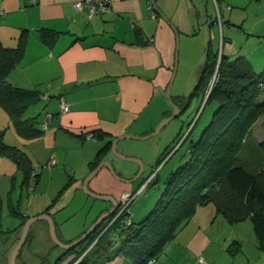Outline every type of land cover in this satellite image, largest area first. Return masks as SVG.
<instances>
[{
    "label": "crops",
    "instance_id": "obj_1",
    "mask_svg": "<svg viewBox=\"0 0 264 264\" xmlns=\"http://www.w3.org/2000/svg\"><path fill=\"white\" fill-rule=\"evenodd\" d=\"M35 1L0 0L3 46L14 48L22 30L28 35L23 55L7 81L41 93L40 101L23 117H37L43 130L42 136L33 140L15 134L17 139L11 136L7 141L4 134V143L26 153L32 173L38 176L26 189L21 185L22 173L0 155V264H9L23 227V219L12 216L11 208L18 209L25 221L50 215L58 239L66 244L79 239L111 209L109 202L85 194L83 181L107 140L138 135L129 129L140 121L147 120L149 125L156 121L155 105L162 104L174 67L173 27L187 51L196 46L192 42L210 18L209 10L217 13L223 34L229 28L223 21H232V12L226 18L220 10V0H155V8L151 0H110L107 12L91 17L87 9L74 8L79 0ZM149 4L153 14L148 12ZM40 29L55 31L58 36L52 44H46L39 38ZM221 40L223 43L220 35ZM62 104L67 106L66 112ZM183 105L181 109L189 103ZM4 127L8 129L9 125ZM139 131L147 133L146 128ZM86 133L93 138H87ZM103 133L107 135L99 138ZM117 146L123 154L124 145L119 142ZM115 158L109 151L101 161L109 162L118 176L129 181L124 175L135 169L124 167ZM51 159L54 166H48ZM17 174L22 176L19 185ZM133 188L132 182L117 180L104 167L88 184L90 191L113 196L117 201L122 193H133ZM23 189L34 192L26 202ZM219 217L212 205L198 207L155 264H200L199 257L206 264H264V250L258 249L251 224L231 226ZM9 220L15 225L6 226ZM26 239L15 264H43L46 255L53 254L57 260L63 253L64 249L52 242L47 221L32 223ZM235 242L240 250L231 256L227 249ZM73 258L69 255L65 260L72 262Z\"/></svg>",
    "mask_w": 264,
    "mask_h": 264
},
{
    "label": "trees",
    "instance_id": "obj_2",
    "mask_svg": "<svg viewBox=\"0 0 264 264\" xmlns=\"http://www.w3.org/2000/svg\"><path fill=\"white\" fill-rule=\"evenodd\" d=\"M38 34L46 44H52L58 36L57 32L48 29H40ZM27 36V31L22 30L14 48L5 47L0 41V108L8 117L9 128L17 136L33 140L41 137L43 130L39 128L37 117L25 118L23 115L30 106L40 101L41 93L36 89L19 88L7 81L9 73L23 55ZM206 51L197 84L189 99L199 97L202 104L207 96L204 105L213 103L216 109L199 138L189 141L183 154L186 161L168 175L152 211L137 224L129 220L128 211L114 220L115 213L106 220V224L105 221L101 224L100 227H106L114 220L101 236V231L97 229L78 246L63 250L54 264H61L69 255L74 258L67 264L77 259H80L77 264H91L97 257L103 259L100 264H147L150 260L155 261L191 220L197 208L206 205H212L216 215L231 225L250 220L258 249L264 250V165L246 163L240 157L250 129L264 117V71L255 72L251 62L244 57L230 60L210 49ZM214 75L215 82L207 95ZM171 99L180 106L178 103L185 98L175 97L178 102L173 97ZM5 130H0V155L10 159L22 173L21 185L27 189L30 180L36 182L38 175L31 177L33 170L26 153L4 143ZM106 135L103 133L99 138ZM180 140L178 138L161 154L157 166L176 147L172 155L179 151L187 137L179 144ZM111 142L107 140L99 149L93 169L110 151ZM259 146L264 153V143ZM155 181L151 179L147 185ZM10 212L12 216L23 219L21 225H24L25 218L18 209L11 208ZM125 220L130 221L127 227L124 226ZM111 229L125 234L119 248L113 249L108 238ZM239 250L236 242L227 249L231 256Z\"/></svg>",
    "mask_w": 264,
    "mask_h": 264
},
{
    "label": "rangeland",
    "instance_id": "obj_3",
    "mask_svg": "<svg viewBox=\"0 0 264 264\" xmlns=\"http://www.w3.org/2000/svg\"><path fill=\"white\" fill-rule=\"evenodd\" d=\"M207 1L210 2L211 0ZM220 3V10L223 11L224 15H226V18H229V14L232 12V21H229L228 19L223 21V25L229 27L225 28L224 34L221 31L222 29L219 30L220 19H218L217 13L213 11L211 12L209 10L208 12L210 18L206 21L205 26L202 28V32L195 36L197 40L195 39L194 42H192L196 43V46L185 51L182 44L180 43L179 37L176 73L170 89V96L171 98H174L175 102H178L175 97L178 95H183L185 96L184 101L178 104L182 105L183 107V104L188 102L189 105L184 107L177 117L169 120L164 126H162V128L156 134L144 139V136L153 133L157 125L163 119L171 116L174 112L166 96L164 95L162 104L159 102L157 105H155L157 106L155 108L156 115H154V120L156 121H154L152 125H149L147 120L140 121L138 126H132L129 129V132L138 134L133 135V137H137V139H124L119 141L124 145V153H121V155L127 158L138 159L142 164L139 177L132 182L134 187L132 192L136 194L139 188H144L138 195H136L135 199L128 206L129 219L134 224L142 221L152 211L156 202L161 196V193L164 189V182L168 175L174 171L178 165H182L186 161L183 158V154L189 141H195L199 138L204 128L210 122L211 116L216 109V105L213 103H209L206 106L204 105V102L200 104L199 97H193L191 100L189 99L190 94L193 92L194 87L197 84L198 76L204 64L207 52L206 50L210 49L213 53H218V56L223 54L230 60H233L237 57H244L251 62L255 72L258 73L264 71V0H220ZM227 20L229 23H227ZM211 22H213V24L210 25ZM212 33H215L214 37L212 36ZM220 35L222 38L224 37L223 43L222 40L220 41ZM207 42L209 43L207 44ZM175 105L181 109V106H178L177 104ZM159 107L163 108L158 110ZM166 109L169 113H167L166 117L161 118L162 112H164ZM24 116H26V114ZM8 123V117L0 108V130L6 128L2 127L4 124L9 125ZM142 127L146 128V135L140 133L141 131L139 130H142ZM149 127L153 128L150 129ZM192 127V133L188 135ZM11 136L17 139L11 128L6 129L5 139L9 141L8 139ZM186 137L187 140L183 143L179 151L169 158L172 152L177 148L176 147L171 152V154H169L167 158H165V160L157 166V162L161 157V154L168 147H171L178 138L181 139L179 142L180 144ZM260 143H264V117H261L252 126L248 135L246 136V139L243 143L244 148L240 154L241 159H244L246 163L257 162L264 165V153H262V150L259 146ZM118 146L121 147V144ZM118 146H116V149L118 152H120ZM115 159L122 165H126L124 167H133L135 169L134 171H127V173L124 175L125 177H129L131 180L137 176L139 173V165L137 163L123 161L118 158ZM17 175L19 185L22 176L19 174ZM151 179L156 181L152 182L151 185H147ZM33 193L34 192L29 193L27 190L23 189V202H26L27 197L31 196ZM219 219L222 218L219 217ZM39 222L44 223L46 221L37 220L33 224ZM244 222L250 223V220H245ZM10 223L15 222H11L9 220L6 223V226L10 227L11 225H15ZM106 223L107 221H105V224ZM104 230L105 227L102 226L101 232H104ZM124 237L125 234L120 233L118 229H111L108 233V238L112 242L113 249L119 248L121 240ZM45 257L47 258H45L43 264H54L56 260L55 255L53 256V254H50L46 255ZM102 261L103 259L101 257H97L95 262L91 264H100Z\"/></svg>",
    "mask_w": 264,
    "mask_h": 264
},
{
    "label": "water",
    "instance_id": "obj_4",
    "mask_svg": "<svg viewBox=\"0 0 264 264\" xmlns=\"http://www.w3.org/2000/svg\"><path fill=\"white\" fill-rule=\"evenodd\" d=\"M151 3L152 5L154 6L155 8V0H151ZM157 13L163 18L165 19V17L159 12L157 11ZM173 30L175 32V35H176V48H175V58H174V67H173V71H172V76H171V79L168 83V86L166 88V91H165V96L168 100V102L170 103L172 109H173V114L171 116H168L167 118L163 119L156 127L155 131L153 133H151L150 135H147V136H144L143 138L146 139V138H149L151 135H154L156 134L161 128L162 126H164L169 120L177 117L179 115V113H181V110L173 103L172 99H171V96H170V89H171V86H172V83H173V80H174V77H175V73H176V60H177V50H178V47H179V37H178V34H177V31L175 30V28L173 27ZM207 99V97L205 98V100ZM205 103V101H204ZM141 138V137H140ZM124 139H137V137H133V136H127V135H122L120 137H116L115 139L112 140L111 142V146H110V153L115 156L116 158L120 159V160H123V161H128V162H133V163H137L139 165V173L137 174V176H135L134 179H131V180H123L120 176H118L112 166L110 165L109 162L107 161H101L99 162V164L87 175V177L84 179L83 181V185H82V189H83V192L85 194H87L88 196L94 198V199H98V200H101V201H106V202H109L111 204V209L101 215L98 220L77 240L71 242V243H63L61 242L57 235H56V232H55V224L53 222V219L50 215L48 214H42V215H38L36 217H32V218H29L23 225V229H22V234H21V237L20 239L18 240L15 248L13 249L12 251V254L10 256V259H9V264H15V261H16V257L22 247V245L24 244V241L27 237V233H28V230H29V227L32 223H34L35 221L37 220H45L47 221L48 223V226H49V235H50V238L52 240V242L57 245L59 248L61 249H64V250H69V249H72L76 246H78L79 244H81L82 242H84L86 240V238L92 234L98 227H100V225L106 221L109 217L113 216L117 209H118V201L113 197V196H110V195H100V194H96L92 191H90L88 189V184L89 182L94 178L96 177V175L98 174V172L104 167L106 169L109 170V172L111 173V175H113L117 180H121V181H126V182H133L136 178L139 177L140 173H141V161H139L138 159H135V158H127L123 155H121L117 149H116V146H117V143L120 141V140H124ZM103 234V232H101L100 236ZM99 236V237H100Z\"/></svg>",
    "mask_w": 264,
    "mask_h": 264
},
{
    "label": "built area",
    "instance_id": "obj_5",
    "mask_svg": "<svg viewBox=\"0 0 264 264\" xmlns=\"http://www.w3.org/2000/svg\"><path fill=\"white\" fill-rule=\"evenodd\" d=\"M35 2H36L35 0H32V4H34ZM73 6H74V8L76 10H79V11H81L83 9H87L88 13H89V17H91L93 15H99V14H102L104 12H107L109 10L110 0H79V1L75 2L73 4ZM148 12H149V14H153L152 5H150V4L148 6ZM214 82H215V75L213 76V78L209 82V85H208V88H207V94L211 90ZM67 109H68L67 106L62 104V111L66 112ZM86 137L87 138H93L92 134H90V133L89 134L87 133ZM54 165H55V161L53 159H51L48 162V166H54ZM32 176H34V172L31 174V177ZM143 188L141 187L136 192V194L135 193H130V192H124V193H122L120 195V208L118 209V212L116 214V218H118L120 215H122L123 213L128 211L129 204L135 199L136 195H138L140 193V191H142ZM128 225H130V221L129 220H125L124 221V226L127 227ZM79 260L80 259H77L72 264H77L79 262ZM69 261H70V259L64 260L61 264H67ZM198 262L200 264H206V262L203 260L202 257L198 258ZM147 264H155V261L154 260H150V261L147 262Z\"/></svg>",
    "mask_w": 264,
    "mask_h": 264
},
{
    "label": "flooded vegetation",
    "instance_id": "obj_6",
    "mask_svg": "<svg viewBox=\"0 0 264 264\" xmlns=\"http://www.w3.org/2000/svg\"><path fill=\"white\" fill-rule=\"evenodd\" d=\"M129 205H130V204H129ZM119 208H120V198H119V200H118V209H119ZM118 209H117L116 213L118 212ZM115 218H116V217H115ZM115 218H114V219H115ZM112 222H113V221H112ZM112 222H111V223H112ZM111 223H109V224H111ZM100 226H101V225H100ZM99 228H100V229H99ZM107 228H108V227H107ZM107 228H106V229H107ZM97 229H98L99 231H101V227H98ZM97 229H96V230H97ZM96 230H95V231H96Z\"/></svg>",
    "mask_w": 264,
    "mask_h": 264
}]
</instances>
